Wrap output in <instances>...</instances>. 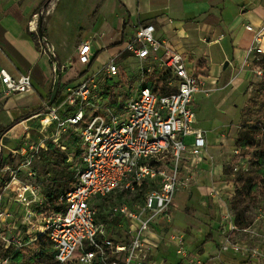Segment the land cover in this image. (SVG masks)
Returning <instances> with one entry per match:
<instances>
[{"label": "built area", "instance_id": "built-area-1", "mask_svg": "<svg viewBox=\"0 0 264 264\" xmlns=\"http://www.w3.org/2000/svg\"><path fill=\"white\" fill-rule=\"evenodd\" d=\"M48 10L33 16L30 31L39 35V17ZM246 29L253 34L248 60L264 54V24H247ZM155 32L153 23L134 26L123 37V52L112 55L105 70L108 76L119 75L116 59L120 53H128L148 63V72L155 69L157 75L170 74L175 80L168 85L173 89L170 93L162 95L143 84L128 98L110 101L100 85L101 72H89L94 55L91 42L85 41L77 48V62L85 68L78 74L82 78L76 84H66L57 103L31 116L55 143L64 131L72 132L78 156L71 165L76 182L60 195L66 204L61 211L44 209L43 184L34 166L38 147L24 143L15 151L21 164L7 185L15 197L8 200L13 204L0 207V264L10 263L6 252L21 251L44 238L55 252V264H143L147 260L155 247L147 239L152 223L171 221L178 191L198 182V166L207 158V138L198 126L195 96L212 93L206 77L188 66L183 53L168 46L161 51L163 43ZM38 40L45 45L44 37ZM253 73L261 76L262 70L254 68ZM32 83L30 73L14 76L0 67V98L26 94ZM29 128L27 125L26 130ZM190 137L191 143L187 141ZM2 146L0 142V150ZM19 173L23 176L18 177ZM146 184L151 188L142 201L123 200L111 207V218H120L127 233V240H115L97 220L95 199L138 193ZM220 204L225 217L229 216L226 202L220 200ZM168 240L180 248L185 242L175 228L169 230ZM261 255L264 259V250ZM197 263L202 264L200 258Z\"/></svg>", "mask_w": 264, "mask_h": 264}, {"label": "rangeland", "instance_id": "rangeland-1", "mask_svg": "<svg viewBox=\"0 0 264 264\" xmlns=\"http://www.w3.org/2000/svg\"><path fill=\"white\" fill-rule=\"evenodd\" d=\"M104 1L107 0H56L55 5L50 8L51 11L48 14L47 12L44 13V18L47 16L48 20L46 33L53 34L57 40L62 39L66 43L64 49L71 52V38L74 37L76 27L84 25L88 21L89 36V30L95 24L98 11L102 8V2ZM155 1L159 6H177L182 14L184 12L191 13L194 10L199 12L200 9H209L214 7L219 0ZM253 1H223L220 9H222L224 22L229 27H232L231 35L233 38H237L243 31V18L239 11L242 6H245V8L252 7L253 4L251 3H254ZM96 2H98V9L93 11L95 8L93 5H96L93 3ZM52 3H50L49 7H51ZM196 8L198 9L196 10ZM83 30V28H78L77 33ZM116 31L120 32L119 29H116ZM228 40L230 39L228 38ZM81 42L78 41V44ZM93 44L95 51L98 50L100 52L94 64L89 68V72H101V88L105 90L112 102L128 98L137 87L143 84L150 85L149 79L161 76L156 74L157 71L155 69L148 72V63H143L136 58L128 59L124 53H120V56L116 59V63L120 66V74L108 76L105 65L109 60L110 51L107 49L101 50L97 42ZM193 44L196 54L189 61L191 64L197 63V68L201 70L203 68L207 77L208 71L205 68L208 66L206 60H199L197 57L205 50L209 52V47L198 38ZM211 51V56L214 57L215 63L218 65L222 60L220 46L212 45ZM66 53L64 52L63 55ZM226 61L224 60L223 65ZM250 61L252 65L249 68H261V76L252 74L249 80H244L241 85L236 87V83L233 81L237 77L235 74V76L231 77L229 84L223 89L220 86L225 84L226 78L231 73V68H229L219 83H215L212 79L207 81L208 87L212 89L210 96H206L203 93L195 96L198 126L203 129L208 127L212 131L213 136L223 131L224 136L226 135L228 139L225 147L221 148V151L224 152V159L221 164L223 173L216 179L219 182L214 185L213 194L225 200L229 216L225 217V213L221 210V204L217 208L216 205L209 203L205 208L204 198L196 195V191L194 196L188 195L187 192L182 194L178 192L175 200L179 202V207L176 209L171 221L167 222L165 220V223H167L165 224V230L175 228L184 235L185 242L181 248L173 242L168 245L164 242L159 243L158 248L155 247L149 251L148 258L143 264H149L151 261L159 264H198L199 258L202 264H264V259L261 255V251L264 250V172L260 173V168L264 170V165H259L258 163V152L261 149V141L258 136H262L264 133V54L253 56ZM68 62L69 65L66 67L61 66L60 68V83L76 84L82 78L78 74L83 72V66L77 62V52ZM213 71L212 69L211 73ZM215 73L214 71V75ZM165 77L167 85L175 83L170 74ZM62 91L66 92L65 88ZM64 92H62L63 95L65 94ZM224 97H226L225 101H223ZM45 109L46 107H44ZM208 121L211 122L210 126H207ZM7 124L2 126V128L6 127ZM28 126L30 128L26 131L25 129L24 131L22 130V133L19 130L10 134V137L2 138L0 136V142L4 144L1 150L3 164L0 167V207L2 208L5 206V200L8 201L15 198H12L14 194L10 189H7V185L13 176L12 172L16 171L21 164L20 156L14 157L15 151L24 143H33L38 147V157L34 162V166L45 187V193L54 179H58L62 175H70L71 165L78 159V156H76L77 152H75L76 143L71 131H64L61 134L62 138L59 143H55L49 139L46 133L41 131L38 119L30 120ZM254 126L260 128L261 134L252 138L249 128ZM45 138L47 139L44 140ZM222 145L224 146V144ZM210 150L215 151L216 148L210 147ZM17 176L22 177L23 173H19ZM249 177L253 178V192L250 196H242L238 193V190L242 188L243 182ZM238 178L241 181L238 182ZM146 192L142 193L140 197H138L140 192L131 194L115 193L104 198L100 207H97L95 202L99 210L97 215L98 222L107 226L109 222V214L107 212L109 206L120 203L123 200L142 201L141 198L145 197ZM44 194L41 193V197L47 201L46 194ZM214 223L216 231L214 241L203 244L205 234L212 230ZM114 235L121 237L118 229L114 230ZM121 238L123 241L127 240V237L124 238L122 236ZM154 242L158 243L159 239ZM28 246L23 248V253L19 259H13L17 251L12 254L6 252V256L10 255V263L30 264L35 258L39 257L42 251L47 256L51 254V245L47 238L38 242L37 246L32 244ZM182 252H185V255Z\"/></svg>", "mask_w": 264, "mask_h": 264}, {"label": "crops", "instance_id": "crops-1", "mask_svg": "<svg viewBox=\"0 0 264 264\" xmlns=\"http://www.w3.org/2000/svg\"><path fill=\"white\" fill-rule=\"evenodd\" d=\"M42 1L43 0H0V67L6 68L14 76L28 72L32 76L33 81V87L30 92L0 98V128L7 123V126H9L15 119L33 110L47 107L55 78V64H59L62 67L69 65L68 61L77 52V47L81 43L88 41L89 38L92 44L93 55L98 56L100 51H95L93 44L97 42L101 50L107 49L110 51L108 56L110 58L118 52H123V37L127 33H131L134 30V26L140 23H153L156 26L155 35L163 43V49L161 51L164 52L166 46H168L174 51L183 53L188 66L192 68H197L198 66L197 63L191 64L189 61V59L196 54L193 43L197 41V38L203 43H206L209 47V52L205 50L200 53L197 59L206 60L208 66L205 68V70L208 71L206 74L207 77L204 74L203 68L202 70L199 68L197 69L206 77L207 81L212 79L215 83H219V81L224 78L225 72L231 68L228 81L220 86L223 89L229 84L231 77L235 76V74L237 77L233 81L236 83V87L241 85L244 80H249L252 74H254V67L249 68V66L252 65L251 59L248 58V60H246L247 49L253 41V34L246 29V25L252 24L253 26H260L264 24V1L262 0H254V3H251L253 4L252 7L245 8V6H242L239 12L243 18V31L237 38L232 37V27H229V25L224 22L222 9H220L224 0H219L214 7H210L209 9H200L199 12L194 10L191 13L184 12L182 14L179 7H170L169 5L159 6L155 0H107L102 2V8L98 11L95 24L89 30V36L88 21L86 24L76 27L74 37L71 38V52L64 49L66 43L63 42L62 39L57 40L52 33V35L46 33L47 16L43 21L44 38L46 39L45 45H40L39 40L36 41L31 35L29 22L32 19L31 16L33 12ZM55 1L56 0L51 1L53 3L51 7H49L48 13L51 11L50 8L55 5ZM98 2L93 3L96 4L93 5L95 7L93 11L98 9ZM197 9L198 8H196V10ZM78 28H83L84 30L77 33ZM116 29H119L120 32L118 33ZM222 35L223 37L221 38ZM228 38L230 40H228ZM78 41L82 42L78 44ZM212 45H219L222 50V60L218 65L215 63L214 57L211 56ZM50 49H52V51H50ZM64 52L67 53L63 55ZM124 54L128 59L134 58L128 53L124 52ZM224 60L230 62L226 69L223 68ZM94 62H92L91 66ZM84 69L83 67V70ZM212 69L216 72L215 75L214 71L211 73ZM225 99L226 97L223 98V101H225ZM30 120H32L31 117L20 121L12 128L5 131V133L1 135L2 138L10 137V134L16 133L19 130L20 133H22L21 131H24V129L26 131V127ZM210 125L211 122L208 121L207 126ZM203 130L206 132V152L208 153H206L207 158L198 166V182L196 185L190 188L180 189L178 192L180 194L187 192L188 195L194 196V192L196 191V195L204 198L206 204L204 205L205 208L209 203L219 208L220 200H225L214 195L213 188L214 185L219 182L216 179L223 173V166L221 164L224 159V152L221 151V148L225 147L228 139L226 135L224 136L223 131L213 136L212 131L208 129V127ZM192 140V137L187 139L189 143H191ZM222 144H224V146ZM210 147H215L216 150L211 151ZM104 198L99 197L95 199L97 207H100ZM12 204L13 202L5 200L4 207H9ZM176 204L177 206L174 207L172 216H174L176 209L179 207V202L176 201ZM112 206L113 205L109 206L107 211L109 214V222L107 223L108 234L115 240L122 241V236L124 238L127 237L125 223L118 217L111 218L110 209ZM166 221L164 220L160 222V224L152 223L150 231L147 232V239L156 248L159 247V243L161 242L170 244L168 240L169 229L165 230ZM116 229L119 230L121 237L114 235V230ZM208 232H212L214 241V236L216 235L215 223L212 226V230ZM157 239H159V242L155 243L154 241H157ZM213 241H208L206 243ZM149 264L159 263H153V261H151Z\"/></svg>", "mask_w": 264, "mask_h": 264}, {"label": "trees", "instance_id": "trees-1", "mask_svg": "<svg viewBox=\"0 0 264 264\" xmlns=\"http://www.w3.org/2000/svg\"><path fill=\"white\" fill-rule=\"evenodd\" d=\"M51 1L52 0H43L42 3L38 6V8L33 12L31 17L33 18V16L35 14L39 13L43 9L47 10L49 8V5H50ZM43 21H44V15H40V17H39V29L42 30L43 36H45ZM30 33L34 37V39H36V41H37L38 38H39V35L37 33H35V32H32V31H30ZM96 57L97 56H94L93 62L95 61ZM60 68H61V65H59V70H60ZM166 75H168V74L157 76L156 78H152L151 80L149 79V81H148L149 84H150L149 86L154 91L159 92L162 95L168 94V93H170L173 90L172 88H169L168 85H167V82L165 80V78H166L165 76ZM228 77L226 78V81H228V79H229ZM65 86H66V84H61L60 83L58 96H57V98H56L54 103L58 102L59 98L62 95V90L65 88ZM51 94H52V90H51V93H50V96H49V100L51 98ZM62 101L59 102V103L61 104ZM43 111H44V108H38L36 110H33V111L29 112L28 114H25L23 116L18 117L9 126L1 128L0 136L2 134H4L5 131H7L8 129L12 128L14 125L19 123L20 121H22V120H24L26 118H29V117H31L34 114L43 112ZM249 133L252 136V138H254V137H256V135H260L261 131H260V128L258 126H254V127L249 128ZM258 137L260 138V141H261V144H260L261 149L258 152V157H259V162L258 163H259V165H264V133H263L262 136H258ZM2 164H3V154H2V152L0 150V167L2 166ZM263 172H264V170L262 168H260V173H263ZM69 173H70L69 176L67 174L66 176L62 175L60 178L54 179L52 184L47 188V192L46 193H45V187L43 186L42 193L43 194L45 193L46 195L45 194L44 195L47 198V201H46V203L43 206L44 209H51V210H53L55 212H59L66 206L65 202L60 199V195L63 194L64 192L69 191L70 189H72L74 187V185H75V182H76L75 177H74V172H73L72 169H71V171ZM239 181H241L240 178H238V182ZM150 188L151 187H149L146 184L143 187L142 191L139 193L138 197H140L142 195V193H144L145 191H147ZM253 189H254L253 178L249 177L243 182L242 188L240 190H238V193L241 194L242 196H250L252 194V192H253ZM141 199H143V198H141ZM208 241H213L212 232H208L206 234V236H205V238L203 240V243H206ZM32 245L33 246H37L38 242H36V243H34ZM28 248H29V246H28ZM22 250H24V249H22ZM22 250L21 251H17L16 252L17 254L15 256H13V259H16V258L19 259V257L23 253ZM50 250H51V252H50L51 254L49 256H47L44 253V251H42V252H40L39 257L37 259L35 258V260L33 262H31L30 264H55V259H54L55 252L52 249V247L50 248Z\"/></svg>", "mask_w": 264, "mask_h": 264}, {"label": "water", "instance_id": "water-1", "mask_svg": "<svg viewBox=\"0 0 264 264\" xmlns=\"http://www.w3.org/2000/svg\"><path fill=\"white\" fill-rule=\"evenodd\" d=\"M39 33V36L41 38H43V33H42V30L39 29L38 31ZM229 61L227 60L225 63H224V66L223 68L226 69L228 66H229ZM59 87H60V70H59V67L58 65L56 64L55 65V78H54V83H53V88H52V94H51V98L48 102V106H51L54 104L57 96H58V92H59Z\"/></svg>", "mask_w": 264, "mask_h": 264}, {"label": "bare ground", "instance_id": "bare-ground-1", "mask_svg": "<svg viewBox=\"0 0 264 264\" xmlns=\"http://www.w3.org/2000/svg\"><path fill=\"white\" fill-rule=\"evenodd\" d=\"M35 25H36V24L34 23L33 26H35ZM45 130H46V128H45ZM45 130H44V131H45ZM16 184H17V181H15V182L13 183V185H16Z\"/></svg>", "mask_w": 264, "mask_h": 264}]
</instances>
